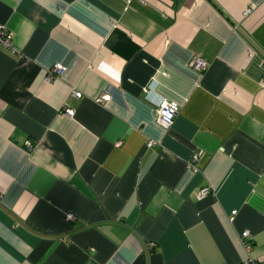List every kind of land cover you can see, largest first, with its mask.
Wrapping results in <instances>:
<instances>
[{
    "label": "crops",
    "instance_id": "crops-1",
    "mask_svg": "<svg viewBox=\"0 0 264 264\" xmlns=\"http://www.w3.org/2000/svg\"><path fill=\"white\" fill-rule=\"evenodd\" d=\"M0 22V264H264V0H0Z\"/></svg>",
    "mask_w": 264,
    "mask_h": 264
},
{
    "label": "built area",
    "instance_id": "built-area-1",
    "mask_svg": "<svg viewBox=\"0 0 264 264\" xmlns=\"http://www.w3.org/2000/svg\"><path fill=\"white\" fill-rule=\"evenodd\" d=\"M250 10L251 9L248 7L246 9V12H249ZM0 45L10 46V47L12 46V34L7 28L6 24L2 22H0ZM190 64L198 70H204L208 67V61L196 54L192 55L190 59ZM61 68L62 66L60 64H57L54 67V70L57 71V70H60ZM154 85H155V81H152L150 85L148 86V88L146 89L148 97ZM72 93L74 96H77V97H80L82 95V92L79 91L78 89H73ZM105 97L106 96L104 95L101 98V100ZM155 105H156L155 117H156L157 122L166 128L171 127V125L175 121V118L181 111L180 103L177 100L167 99L163 97L155 101ZM65 111L69 114H73L74 109H72L71 107H67ZM120 143L121 141L118 142V144ZM153 143L154 142L152 140L149 142L150 145H152ZM197 158H198V153L194 155L192 162H190V166L194 167L193 161H195ZM208 192H209V188L203 187L202 189H200L198 195L199 197H204ZM233 213L234 214L237 213V210H234ZM67 217L69 219H72L74 218V215L72 213H68ZM248 235H249L248 230L242 233L243 238H246ZM254 264H257V263H254Z\"/></svg>",
    "mask_w": 264,
    "mask_h": 264
}]
</instances>
